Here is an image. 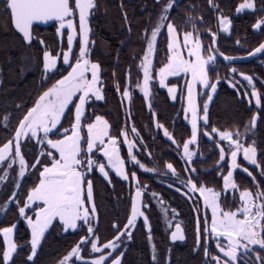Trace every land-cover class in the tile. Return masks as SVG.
<instances>
[{
	"label": "snow or ice",
	"instance_id": "1",
	"mask_svg": "<svg viewBox=\"0 0 264 264\" xmlns=\"http://www.w3.org/2000/svg\"><path fill=\"white\" fill-rule=\"evenodd\" d=\"M159 2V0H158ZM174 0H168L163 6L161 14L155 24V27L151 30V36L147 38V46L143 54V58L140 64V68L143 71L144 80L142 83H138L140 91L143 92L145 98H148V82L150 79V66L151 60L149 59L154 49V44L157 40L158 33L161 31V26L167 23L168 31V52L167 63H164L162 67L156 72V76L159 79L161 87H166L165 78L167 76H176L181 72L190 73L191 78L187 80V97L186 105L184 106L185 113H192L193 119L190 121L192 126L191 137L184 141L183 151L184 156L191 160L193 153L189 150V145L197 141V91L195 85L199 82V85L204 86L211 84L212 91H209L208 100L204 101V110L207 112L208 103L213 98V91H215L217 85L209 80L208 73L210 69L206 67L210 62L215 60V56L212 54L205 57L202 55L201 41L198 37L194 38L192 31H186L183 33L184 47L187 49L189 59H184L180 48L181 45L177 39H174L176 33V27L168 20L166 13L172 7ZM209 5L215 9L218 5L213 4L212 0H209ZM93 0H0V13H6L10 15L11 23L19 32L26 44H31L34 37L32 34V26L34 22H46L54 20L58 26L56 32L59 35L61 29L67 28V43L68 50L63 51V59L66 65H69L70 70L66 75H61L59 79L55 80L51 86L47 87L36 99L32 107L28 108L27 112L20 119L19 125L15 129V156L7 160L8 169H11L14 164H18L19 170L18 177L25 175L29 165L22 155L21 140L24 137H29L32 141H35L39 146V152L35 161L31 164L32 169L39 170V181L34 187L29 188L27 196L24 200V206H19L17 202L18 211L21 217L26 219V223L31 230V252L27 259L33 260V257L37 253L38 245L41 243V239L45 234V230L53 222L55 218H58L62 223L65 230L76 229L78 227L77 222L83 221V224L87 226L88 236H92L93 226L91 220L96 215V208L93 204V183L89 179L87 181V198L83 197L84 192V180L87 178L86 173L98 171L105 180L109 178V172L106 171V165L104 163H97L93 158V149H97L103 154V157L107 160V167L115 170L116 175L123 179H129L124 171V161L121 159L119 151L116 147L117 138L110 136L108 122L103 116L96 115L95 119L89 123H84L86 118V102L91 99V96H95L97 100L103 97L100 94L99 88H97V73L98 65L91 63L86 59V44L88 40V27L87 17L89 15V9L93 8ZM254 8L251 0H245L237 6L236 11L240 12L242 9ZM78 13L79 15V56L76 58L75 63L70 61V53L73 51V40L76 35L73 19ZM220 25L227 30L228 18L222 14L218 16ZM264 26V18L258 19L255 24L252 25L254 29ZM195 24L192 28L195 30ZM213 45L208 49L209 53L215 50L216 34L212 33ZM40 44L43 45L44 41L40 40ZM264 52V43H261L252 52L248 53V56H253L257 53ZM220 55H224L220 53ZM225 60H231L233 57L224 56ZM57 57L50 55L49 51L43 52V70L48 73L51 69L56 67ZM91 72V79H88L85 73ZM234 71V70H232ZM47 76L45 80H47ZM246 80L251 84V78L245 76ZM117 91H119V85L117 84ZM176 88L168 87L169 96L175 98ZM247 95V94H245ZM78 96V100L74 97ZM123 97H129V91L127 85L125 86ZM251 98L256 100L257 105L261 103V99L258 93L253 88ZM70 104H74V118L69 117L71 120L70 128L58 127L62 124V117L66 114V109L72 111L69 107ZM155 116V114H153ZM187 118V117H186ZM8 117H5L7 121ZM257 116L253 114L251 122L254 125ZM206 120V117H205ZM5 127L7 125L5 124ZM158 128L163 126L157 124ZM86 130V137L84 131ZM245 130L248 131L247 125ZM133 128V132H135ZM212 133H218L221 140L227 141L229 145L228 151L230 152V158L228 159V172L223 176V187L225 191L229 188L237 190V185L233 182V169L240 167L237 163V153L243 149L244 160L256 165V149L252 145L244 147L240 143L241 133L236 132V139H233V133L230 131H218L217 128H212ZM51 135H58L59 138L52 139ZM120 135L126 137V133L121 131ZM164 135L172 140L173 143H177L172 135L167 130L164 131ZM205 136H209L208 132L204 133ZM105 137H108L107 143H105ZM212 138V137H210ZM125 143L129 145V159L138 164L140 168L144 169L145 165L140 163L139 160L132 153V145L127 139ZM12 140L4 143L0 147V161H5V158L11 150ZM86 145V146H85ZM220 150V161L226 159V150L217 144ZM54 150V151H53ZM86 160V163H85ZM50 161V163H49ZM217 161V164H220ZM259 167V165H257ZM166 168L172 170L175 175V169L172 164H166ZM8 169H5V175H0V182H4L7 179ZM147 171H153L154 169H145ZM244 172H248L247 168L243 169ZM251 176V172H248ZM264 175V171H262ZM254 179V178H253ZM131 180H136V173L133 172ZM110 182V181H109ZM187 184L192 190H196V185L191 179ZM16 187H19L17 181ZM199 191L204 199L206 208L211 209L212 222L211 232L213 237H224L228 240L227 248L217 245L220 252L227 257V260L223 261V264H235L238 260L237 246L243 249V254L247 255L251 251V245H259L261 249H264V203H256L262 195L257 192L254 198L252 193L247 189L239 192L240 206L235 211H224L219 202V193L212 188H207L203 185L200 186ZM140 194V190L132 196L131 211L128 215L127 223L123 229L117 232V235L112 240L107 241L106 244L98 245L97 239L91 240L92 252H100L101 248L104 249H116L118 242L121 239V232H126L136 222L138 216H144V212L138 207L137 199ZM17 195L15 189L12 194L8 196V199L4 203V207L8 206L9 201H12ZM87 205H93L91 212L86 207ZM146 207V205H145ZM35 209L33 219L28 216L26 209ZM242 216L243 218H239ZM145 227L148 226V218L144 217ZM114 228H118V225L114 224ZM12 227L0 228V234H3V264H9L13 253L17 250V245L11 240L10 234L12 233ZM184 239L180 235V226L177 225L176 231L172 233V240L177 238ZM207 239H208V224L204 225V240H205V255L207 256ZM246 241L241 244L240 240ZM87 240V236H81L78 246H74L68 254L63 257L59 264H68L69 258L75 256L77 260L82 259L80 255V243ZM200 242L199 226L197 228V244ZM111 258V254H108ZM155 259V256L153 257ZM214 260L217 264H220V257L214 256ZM260 264H264V261H260ZM90 264H107L105 255L102 254L91 260ZM111 264H121V256H116L111 260Z\"/></svg>",
	"mask_w": 264,
	"mask_h": 264
},
{
	"label": "flooded vegetation",
	"instance_id": "2",
	"mask_svg": "<svg viewBox=\"0 0 264 264\" xmlns=\"http://www.w3.org/2000/svg\"><path fill=\"white\" fill-rule=\"evenodd\" d=\"M174 0L173 4H176ZM74 3V0H72ZM142 0H117L114 2L117 8L122 15L123 23L127 30L126 40L131 37L130 30V21L134 16H138L139 13H142ZM158 6L155 10L154 15L159 18L163 6L168 2V0H162L160 3L156 0ZM94 7L89 9V15L87 17V27H88V40H87V50H86V59L92 63L95 61L90 59V52L92 46H94V39L98 38L91 29V20L94 19L93 10L96 9L97 3L96 0H93ZM195 5V3H194ZM197 5V3H196ZM199 6V5H198ZM189 8L191 6L189 5ZM139 9V12H138ZM131 10V11H130ZM149 16L153 15L147 13ZM129 15L132 17L130 18ZM167 17L169 13H166ZM221 15L217 12L216 8H211L204 10V7L200 8L197 13L191 11L179 9L175 10L172 13L171 17H168V20L171 21L176 27V33L174 38H176L179 43L184 42L183 33L186 31H192L194 38L198 37L201 41L202 54L204 52L205 45L207 41L210 43V47L213 45L212 33L216 34V43L215 50L213 53L216 56L217 51V42L220 34H227L225 31L220 30L219 28V19L218 16ZM93 17V19H91ZM214 18V22H210L209 18ZM175 18L177 19V25L175 24ZM145 19V18H144ZM147 20V19H145ZM158 19H154L150 28L142 29L140 26L137 29L138 39L141 41L142 33L145 34V46L141 49L138 47L135 56L136 61L133 67H125L124 75L120 78L119 81L113 79L110 80L109 75L104 76L102 73L101 67L98 65V79H97V88H99L100 94L103 97L100 100H97L95 96H91V99L86 102V118L84 123H89L95 119L96 115L103 116L104 119L108 122L110 136L117 138V149L119 151L121 159L124 163V171L129 177V179H123L120 176L116 175L114 169L107 167V160L103 157V154L97 149H93L92 155L97 163H104L106 165V171L109 172L108 180H105L104 177L98 172L95 171V168L91 172L86 173V179L84 180V192L83 197L86 200L87 198V181L90 179L93 183V204L96 208V215L92 218L91 224L93 226L94 234L88 236L87 226L83 224V221H78V227L76 229H67L65 230L62 223L58 218H55L53 222L45 230V234L41 239V243L38 245L37 252L41 248L49 246V244L57 243L59 239H64L65 251L61 249H56V252L51 254V257L47 260L45 264H59V262L65 257L68 252L74 247L78 246L81 236H87V240L81 242L80 255L82 259L77 260L75 256L69 258L68 264H90L91 260L104 254L107 264H111V260L115 259L116 256H119L123 251L124 254L121 258V264H136L143 261L142 257H139V254H142L145 251L147 255V261L150 264L157 262L158 248L155 246L153 241V220L154 218L160 222L161 228H163L167 222L166 217L172 215L176 216L177 211L173 206L169 204L168 201H164L161 198V195L158 194L152 187V184H162L168 186L170 189H174V183L182 181L186 187H190L186 179H181L172 174H169L166 165L163 172H160L156 169V166L150 163H147L148 158H153L154 154L159 153L158 151H170L173 150V147L170 145L162 146L161 149L157 146L159 138L165 140L168 144H172V140H169L168 137L164 135V131L167 130L170 135L173 137V127L170 129L164 123L158 120V111L161 109L163 102H160L162 99L166 100L171 105H178L177 116H180L181 120L188 124L190 127V134L188 138L191 137V119L188 113L184 112L185 106V97L184 91L186 89V79L187 74H181L180 77L168 76L165 78L166 87H161L159 84V79L156 76V72L159 67L164 63H167L168 52V31L167 23H164L161 26V31L158 33L157 40L154 44L153 52L151 53L149 59L151 60L150 66V79L148 82V98L146 99L143 92L140 91L137 87L138 83H142L144 80L143 71L140 68V64L143 58L144 51L147 46V38L151 36V30L155 27V24ZM230 20V18H229ZM74 25L78 28L76 30V35H74V41L79 40V15L78 13L73 19ZM195 24V30L192 28V25ZM211 25V26H210ZM58 24L53 21L50 24L43 26L37 23H34L32 26L33 41L31 44H26L23 41V38L19 32L16 31L14 26L11 23V18L9 14L0 13V147L4 143L12 140L11 150L7 154L5 161H0V175H5V169H8L7 160L15 156V140L14 133L16 127L19 125L20 119L23 118V115L27 112L28 108L32 107L35 103L37 97L46 90L47 87L51 86L55 80L59 79L61 75H65L70 69L69 66L64 65L61 61L62 53V42L63 40L67 43V34H61L60 37L56 32V27ZM46 31L52 33L51 38L57 42V49L53 51L46 49L45 41L49 37L46 35ZM162 38L164 41V49L166 51L164 59L160 64L157 65L156 56L158 52V39ZM40 40L44 41V44H40ZM5 42V44H4ZM7 47L4 51V47ZM66 49V48H65ZM47 50L50 55L57 57L56 67L51 69L48 73H45L43 70V52ZM180 51L183 57L186 55V48L181 46ZM3 53H7L9 58L6 63L11 59H21L25 57L28 61V66L26 67H17L19 80L12 81L8 75L14 73V67L5 65L3 58H1ZM77 57V47L76 45L71 52L72 63L76 62ZM40 60V65L35 66L36 60ZM24 68V69H22ZM131 69H134V72H130ZM88 79H91V72L85 73ZM48 77L45 80V77ZM117 84L119 85V91H117ZM127 85L129 91V97L124 98L123 92L125 86ZM175 86V98L173 99L169 96L168 87ZM197 86V85H196ZM198 88V87H197ZM208 90H203L204 101L207 99ZM197 91V90H196ZM78 100V97H74ZM72 111L66 109V114L62 117V124L58 127L70 128L71 120L69 117L74 118V104L69 106ZM202 116L199 120L200 126H202L201 132H197V140L200 137H204V133L208 132L206 129L207 121L205 124L202 123L204 115V104L202 107ZM155 114V116L153 115ZM8 117L5 121V117ZM172 116V115H171ZM170 116V117H171ZM187 117V118H186ZM171 123L173 124L172 120ZM5 124L7 127H5ZM157 124L162 125V128H158ZM135 128V132H133ZM144 130V131H143ZM121 131H124L127 135H120ZM199 133V135H198ZM86 137V130L84 131ZM212 136V135H211ZM207 137V136H205ZM50 138L56 139L59 138L58 135H51ZM149 138V142L147 141ZM125 139L131 142L132 153L140 163L145 165V168L142 169L138 164H135L129 159V145L125 143ZM213 139V137H212ZM108 137H105V143H107ZM185 141V140H184ZM182 141L179 145L180 152L182 154ZM21 151L25 160L27 161L29 167L25 172V175L18 177L17 173L19 170L18 164H14L11 169H8L7 179L4 182H0V228L12 227L13 231L10 234L11 240L17 245V250L26 251V256L21 258H16V251L13 253L12 258L9 261V264H36L38 263V258L33 257L32 261L27 259L28 255L31 252V230L29 229L26 219L21 217L18 211L17 202L19 206H24V200L27 196L28 190L31 187H34L35 184L39 181V168L32 169L31 164L35 161L36 156L39 152V146L35 141H32L29 137H24L21 140ZM197 141L195 142L196 145ZM154 144V145H153ZM194 144V143H193ZM86 146V145H85ZM189 149H194L196 152V146L189 145ZM54 151V150H53ZM151 155L150 157H148ZM183 157V156H182ZM194 158V157H193ZM184 159V157H183ZM186 162V161H185ZM50 163V161H49ZM86 163V160H85ZM187 166L190 168L191 161L187 163ZM145 169H154L153 171H147ZM136 173V180H131L132 173ZM176 179V180H175ZM17 181L19 182V187H16ZM110 181V182H109ZM185 186L183 187L185 189ZM15 189L17 195L12 201H9L8 206L5 208L4 203L8 199V196L12 194ZM141 192V208L144 212V215L148 218V226L145 227L144 219L139 217L136 219L134 226L128 229L126 232H121V239L118 242V247L116 249H102L100 252H92L91 250V240L97 239L98 245L106 244L107 241L112 240L113 237L117 235V232L120 229L124 228V225L127 223L128 215L130 214L131 201L133 193L137 190ZM119 192V193H118ZM185 192V191H184ZM199 201L204 202L202 196L197 190H194ZM198 192V193H197ZM187 193L184 194V198L189 199ZM110 200L113 202V206H108ZM146 205V207H145ZM86 207L91 212L90 205L86 204ZM110 207V208H109ZM35 209L31 210L26 209L28 216H31L33 219ZM202 212V208H201ZM167 215V216H166ZM180 224L177 221H173L172 228L163 231L167 232V237L169 240V234L172 231L175 224ZM118 225V228H114L113 225ZM181 225V224H180ZM100 226H103V235H107L105 240H101L100 236L102 233H98ZM182 227V225H181ZM183 229V227H182ZM184 231V229H183ZM101 232V231H100ZM185 234V232H184ZM143 235L146 242L143 244L133 243L136 240L137 236ZM170 242V240H169ZM181 241L170 242V244H175ZM185 242V241H184ZM3 243L4 237L3 234H0V264H3L2 253H3ZM183 243V242H181ZM134 248L133 254L134 257L128 259L126 255L130 250V247ZM87 246V247H86ZM87 248V250H85ZM145 249V250H144ZM108 254H111L109 258ZM155 256V259L153 257ZM205 256V243L201 250V261L199 264L203 263ZM148 263V264H149ZM206 263V262H205Z\"/></svg>",
	"mask_w": 264,
	"mask_h": 264
},
{
	"label": "trees",
	"instance_id": "3",
	"mask_svg": "<svg viewBox=\"0 0 264 264\" xmlns=\"http://www.w3.org/2000/svg\"><path fill=\"white\" fill-rule=\"evenodd\" d=\"M161 1L159 0V3ZM242 1L212 0L213 4L218 5L216 8L217 12L230 18L229 33L220 34L217 42V51L225 55H243L264 40V26L256 29L252 27L258 19L264 18V0H253V10L238 13L236 9ZM114 2H117V0H96L97 6L93 10L94 19L93 17L91 18L93 19V21L91 20V29L98 38L94 39L90 59L101 67L104 76L109 75L110 80L113 81L114 79L119 81L124 75V68L128 66L133 67L137 59L135 52L140 46V42L141 49L145 46V34L142 33V39L140 41L137 36L138 33L136 32L138 27L140 26L142 29L151 27L154 19H158L154 15V12L160 4L158 6L156 0H142V13H139L138 16H134L133 18L129 15L132 18L130 21L131 37L126 40L127 30L123 23L122 15L117 6L113 4ZM175 2L176 4H173L168 10V17H171L172 13L179 9L197 13L202 5L206 12L212 8L209 5V0H178ZM189 5L191 8H189ZM151 11H153V15L149 16L147 13H151ZM209 20L211 23L214 22L213 17L209 18ZM177 22L175 18V24ZM46 35L49 36L45 41L46 49L54 52L57 49V42L51 38V32L46 31ZM157 43L158 52L156 62L158 65L164 59L166 51L164 49V41L161 37ZM65 45L66 42L63 40L62 50L65 49ZM3 49L5 51L8 48L5 46ZM7 56V53H3L1 56L5 62L4 64L12 67L15 66L14 73L8 75L10 79L8 78L7 81H18L19 77L15 71H17V67L28 66V61L25 57H22L21 59H11L9 63H6L9 59ZM40 64V60L37 59L35 66L38 67ZM231 66L236 67L237 72H230L229 68ZM208 69H210L208 73L209 79L211 81L221 79V82L218 84L217 93L208 109L206 129L209 131L211 127H215L222 131L228 130L246 133L248 137L252 138V142L257 150L255 157L256 165L248 163L237 155L236 160L240 167L233 169L232 179L237 185L238 191L231 188L225 191L223 187V176L228 172V159L230 158L229 147L222 142H217L213 136L212 141L202 136L197 140L195 157L191 160V166L189 168L178 147L182 141L188 138L190 127L181 120L180 116H177L178 105H171L163 99L160 101L163 102V105L158 111V120L170 129L173 127V138L177 143L168 144L165 140L159 138L157 143L159 149L162 146L171 145L173 150H159V153L154 154L153 158H148L146 161L152 165L154 164L160 172H163L162 169H164L166 164H172L173 169H175L174 176L186 180L191 179L196 187L203 185L208 188H213L219 193L218 202L221 208L224 211H233L241 204L239 198L240 191L247 189L255 195L257 192L264 194V175H262V171H264V52L255 60L245 63L225 65L221 60L217 59L216 64L209 66ZM130 72H134V69H131ZM238 72L247 73L253 78L255 83L253 88L257 90L259 98L261 99V103L258 106L250 104L248 99H246L244 89H251L252 87L237 78ZM230 82H233V86H230ZM253 114L258 115V121L254 131L251 125ZM246 125L249 129L248 131L245 130ZM246 134L244 135L246 136ZM147 141L149 142V138H147ZM217 144H220L226 150V159L223 161H220V150ZM217 161H220L219 165ZM244 168H247L248 172H251L252 175L249 176L248 172H244ZM166 172L173 175L170 169ZM184 186L182 181L177 182V180L174 183V189H170L168 186L162 184H152L153 189L161 195V198L164 201H168L177 211L175 218L182 225L186 237L183 243L170 244L167 232L163 231L160 222L154 218L153 232L151 235L153 236L155 246L158 248V255L157 262L153 264H199L201 261V250L205 243V222L208 224V255L205 264H217V261L213 259L214 256H219L220 264H223V261L228 258L217 247L218 244L223 246V243L220 242L218 237L214 238L210 231V214L208 209L204 202L201 205V200L199 201V198L191 187L188 188L185 186L184 189ZM185 193L190 195L189 199L184 198ZM261 201L263 203L264 195L261 196ZM109 205H114L111 200ZM198 226L200 232L199 245L197 244ZM103 229V226H100V230L97 232L100 234L103 232ZM100 238L101 240H105L107 235L104 236L102 233ZM134 242L143 244L146 240L143 235H139ZM240 243L243 244L246 242L240 240ZM64 244V239H59L57 243L49 244V246L39 249L36 254L38 258V263L36 264L47 263V260L51 257V254L56 252V249H61L64 252ZM250 249L251 251L247 255H244L243 249L237 247L238 260L235 264H260L257 257L260 258V261H264V249L252 245ZM133 251L134 248L131 245L126 258L130 259L134 257ZM25 256L26 251L20 249L16 251V258L23 259ZM139 257H142L143 261L136 264L149 263L145 251L139 254Z\"/></svg>",
	"mask_w": 264,
	"mask_h": 264
},
{
	"label": "rangeland",
	"instance_id": "4",
	"mask_svg": "<svg viewBox=\"0 0 264 264\" xmlns=\"http://www.w3.org/2000/svg\"><path fill=\"white\" fill-rule=\"evenodd\" d=\"M251 2L253 3V5H254V2H253V0H251ZM242 3H245V0H243L242 2H240L238 5H240V4H242ZM249 10H253V8L252 9H248V8H245V9H242L240 12H238V13H242V12H244V11H249ZM227 18H228V26H227V30H224V28L220 25V22H219V28H220V30H222V31H225L226 33H229V30H230V20H229V17L228 16H226ZM74 28L75 29H78L75 25H74ZM67 34V28L65 27V28H63V29H61V33L58 35L59 37H60V35L61 34ZM174 39H176V38H174ZM88 44V43H87ZM87 44H86V50H87ZM181 46H183L184 45V42H180L179 43ZM76 45V47H77V57L79 56V49H80V44H79V40L78 41H74L73 40V48H74V46ZM65 48L66 49H64L63 51H65V50H68V43H66V45H65ZM210 48V43L207 41V43H206V45H205V48H204V52H203V54L202 55H204L205 57H207V55H209V54H212V55H214L215 56V54L213 53V52H211V53H209V51H208V49ZM63 51H62V53H61V61H62V63L64 64V65H66L65 63H64V59H63ZM76 57V58H77ZM86 58V57H85ZM184 59H189V56H188V52H187V49H186V55L184 56ZM217 57L215 56V60L213 61V62H210L208 65H206V67L208 68L209 66H211V65H215L216 64V62H217ZM70 61H71V63H72V59H71V53H70ZM92 63V62H91ZM67 66H69V65H67ZM163 66V65H162ZM161 66V67H162ZM160 68V67H159ZM159 70V69H158ZM229 70H230V72H237V68L236 67H234V66H231L230 68H229ZM232 70H234V71H232ZM181 74H183V75H186L187 74V79H186V89H185V91H184V97H185V100H186V97H187V80L188 79H190L191 78V74L190 73H184V72H181V73H179L178 75H176V76H174V77H180L181 76ZM168 77V76H167ZM166 77V78H167ZM210 80V79H209ZM211 81V80H210ZM211 82H213V81H211ZM230 84V86H233V82H230L229 83ZM197 85V86H196ZM195 85V89L197 90V93H198V95H197V116H198V119H197V128H198V132H201V129H202V126H200V125H198L199 124V120L201 119V116H202V107H203V104H204V95H203V90H205L206 89V91H207V89H209V87H210V85L211 84H208V85H206V86H204L203 88L199 85V82H197V84ZM198 87V88H197ZM245 91V93H244V95L245 94H247L246 95V99H248V101H249V103L250 104H253L254 106H258L257 105V103H256V100L255 99H252L251 98V93H252V91H253V88H251V89H247V88H245L244 89ZM256 90V89H255ZM256 92H257V90H256ZM258 93V92H257ZM258 96H259V94H258ZM78 97V96H77ZM185 105H186V102H185ZM188 115L190 116V118L189 119H193V116H192V113L191 112H189L188 113ZM212 128L213 127H211L210 128V130H209V133L213 136V137H215V139L217 140V142H222L223 144H225V145H227L228 147H229V145H228V142L227 141H224V140H221L220 139V137H219V135H218V133H212ZM218 131H222V130H218ZM223 131H225V130H223ZM228 131V130H227ZM230 132H232V131H230ZM233 133V139H236V136H235V133L236 132H232ZM241 133V137H240V143L244 146V147H247L248 145H252L254 148H255V145H254V143L252 142V138L251 137H248L247 136V134L246 133H243V132H240ZM244 134H246V136L244 135ZM198 135H199V133H198ZM200 136V135H199ZM246 137H248L247 139H246ZM187 139H190V138H186L185 140H187ZM183 144H184V142L182 143V156L184 157V160L187 162V163H189L192 159H193V157H195V151H194V149H189L192 153H193V155H192V158H191V160H188V158L187 157H185L184 156V151H183ZM190 145H193V146H196L195 145V143L193 144H190ZM256 149V148H255ZM256 154H257V150H256ZM237 155L238 156H240V157H242L243 159H244V156H243V149H241L238 153H237ZM255 157H256V155H255ZM254 157V158H255ZM248 162V161H247ZM249 163V162H248ZM199 188L200 187H196V190L200 193V191H199ZM208 188V187H207ZM210 188V187H209ZM213 189V188H212ZM214 190V189H213ZM214 191H216V190H214ZM242 191H244V190H242ZM249 191V190H248ZM217 192V191H216ZM250 192V191H249ZM200 195H201V193H200ZM252 195H253V197L255 198L256 197V195L255 194H253L252 193ZM203 198V197H202ZM204 200V199H203ZM256 203H262V201H261V198L258 200V201H256ZM208 209V212H209V214H210V231H211V222H212V213H211V209L210 208H207ZM233 211H235V210H233ZM167 216V215H166ZM239 218H243L242 216H240ZM166 219H167V222L165 223V225L166 226H164L163 228L165 229V230H167V229H170V228H172L171 226H172V223H173V221L175 220V221H177V219L175 218V217H173L172 215H169V216H167L166 217ZM262 221H264V220H262ZM261 221V222H262ZM219 239H220V242L221 243H223V246L224 247H226L227 248V246H228V240L227 239H225L224 237H222V236H220V237H218ZM241 241H243L242 239H241ZM244 242H246V241H244ZM101 245V244H100ZM103 245V244H102ZM252 246H257V247H260L259 245H252ZM87 247V246H86ZM238 247V246H237ZM103 248H101V250H102ZM85 250H87V248L85 249Z\"/></svg>",
	"mask_w": 264,
	"mask_h": 264
},
{
	"label": "water",
	"instance_id": "5",
	"mask_svg": "<svg viewBox=\"0 0 264 264\" xmlns=\"http://www.w3.org/2000/svg\"><path fill=\"white\" fill-rule=\"evenodd\" d=\"M53 21H54V20H50V21H46V22H39V21H37V22H34V23H37V24H40V25L46 26V25L50 24V23L53 22ZM34 23H33V24H34ZM261 43H264V40L261 41V42H260L256 47H254L253 49L257 48ZM253 49H251L249 52H247V53H245V54H243V55H236V56L225 55V54L222 56V55H220V52H216V57H217L219 60H221L225 65L237 64V63H245V62H249V61L255 60L256 58H258V57L261 55V53H257V54H254L253 56H248V53L252 52ZM224 56L233 57V59H231V60H225V59H224ZM69 70H70V69H69ZM69 70H68V71H69ZM66 74H67V73H66ZM66 74H65V75H66ZM245 76L251 78V84L249 83L248 80H246V79L244 78ZM237 78H238L241 82L247 84L248 86H250V87H252V88H253L254 85H255L253 78H252L249 74H247V73H244V72H238V73H237ZM220 82H221V79H216V80H214V81L212 82V83H215V84L217 85V87H216L215 91H213V98H212V99L209 101V103H208V109H209V106H210V104L212 103V101H213V99H214V97H215V95H216V93H217L218 84H219ZM209 91H212V89H211V85H210V87H209L208 92H209ZM206 100H208V96H207V99H206ZM208 109H207V112H205V110H204V115H203V119H202V123H203V124H205L206 121H207V113H208ZM255 115L257 116V119H256L255 124L253 125L252 122H251L252 130H253V131L255 130L256 123H257V121H258V115H257V114H255ZM205 117H206V120H205ZM209 134H210V133H209ZM210 137H212L211 134H210L209 136H207V138H208L209 141H212V138H210ZM136 193H137V191H135V192L133 193V195H135ZM197 193H198V192H197ZM263 203H264V201H263ZM137 204H138V207H140V209H141V211H142V208H141V192H140V194H139V196H138ZM90 207H91V209H92L93 205H90ZM130 211H131V208H130ZM139 217H142V218L144 219L145 215H144V216H138L136 219H138ZM177 225L180 226V235H182V236L184 237V239H180L179 236H178V238H177L176 240H172L171 236H172V233L176 231V227H177ZM169 240H170V242H175V241H181V242H184V241L186 240V237H185L184 231H183V229H182V227H181L180 224L177 223V224L174 225L172 231H171L170 234H169ZM207 251H208V248H207ZM123 254H124V251H123L119 256H121V258H122ZM207 255H208V254H207ZM206 259H207V256L205 255L202 264H205Z\"/></svg>",
	"mask_w": 264,
	"mask_h": 264
}]
</instances>
